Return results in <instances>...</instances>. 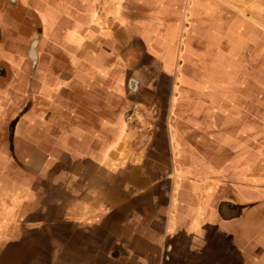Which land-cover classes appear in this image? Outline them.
I'll return each instance as SVG.
<instances>
[{"label":"crops","instance_id":"1","mask_svg":"<svg viewBox=\"0 0 264 264\" xmlns=\"http://www.w3.org/2000/svg\"><path fill=\"white\" fill-rule=\"evenodd\" d=\"M122 1L0 2V264H264L261 27L238 0H195L228 11L212 29L190 0ZM135 107L159 114L142 149Z\"/></svg>","mask_w":264,"mask_h":264},{"label":"rangeland","instance_id":"2","mask_svg":"<svg viewBox=\"0 0 264 264\" xmlns=\"http://www.w3.org/2000/svg\"><path fill=\"white\" fill-rule=\"evenodd\" d=\"M23 0H20V2H22ZM238 1H242V6L244 7H241L242 9H244V15L242 14L241 16L242 17H245V18H248L249 20L251 21H254L256 23L259 24V26L261 27V31L264 33V0H238ZM1 2V0H0ZM4 4L7 2L11 3L12 5L16 4L15 0H3ZM125 6L123 7V11L124 12V17H126L127 19H130V16H129V13H128V5H131V6H134L135 5V1L133 0H124L122 1ZM132 2V3H130ZM239 7V6H238ZM236 7V9L238 8ZM188 8L189 9H197L198 11L196 13H199L201 10H204V9H209L212 13H213V16H215V18L213 17V22H211L209 25V27L212 29L216 26H221V24H225V18L228 20V17L230 16L228 11L223 9L225 7L221 6L218 2L215 3L212 1L211 5L210 4H202L200 1L199 3L196 2L195 0H193L191 2V0L188 2ZM241 8H238V9H241ZM192 12V11H191ZM195 12V11H194ZM233 12H236L235 8H234V11ZM195 14V13H194ZM237 14V13H236ZM38 16V15H37ZM240 16V15H239ZM236 17V15L234 16ZM138 19V18H137ZM217 19V22L215 23L214 20ZM131 20V19H130ZM226 20L227 24L228 21ZM32 21V19H31ZM196 27L197 29H200L199 28V25L202 23L200 22H196ZM42 24H41V20L39 21L38 18H33V24H28V22L26 23L25 25V38L26 39V43L29 44V47L30 45L32 44V42L34 40H36L39 36V33L42 34L41 32V27ZM31 27H33V29H31ZM196 29V30H197ZM197 33H201V31H197ZM168 34V32H167ZM181 32L179 34V37H178V41L182 40V37L183 35L181 36ZM261 38L263 39V42H264V36H261ZM253 39V38H252ZM254 39H258L259 40V43H260V39L259 37H254ZM122 41L121 42H124L125 39L122 38L121 39ZM185 40H183L184 42ZM27 48L26 50V54H28V51L30 48ZM181 48V43L180 45L177 44V46L175 47V52H174V57H173V60L174 62L176 63L177 62V58H178V52ZM157 49H160V47H157ZM136 50V51H135ZM144 50V43L140 42L138 40V43L136 45V47H134V50H133V54L134 52L136 53L138 59H137V70H139V68H141V66H144L142 65L143 63H139L140 61L143 62L144 59H139V57L143 54L142 51ZM156 50V49H155ZM263 66H264V63H263ZM142 75L144 76V73H142ZM139 76V74H138ZM136 80V79H135ZM129 81L127 80L126 81V89H127V92L130 90V83H128ZM172 86V85H171ZM132 88V86H131ZM137 92L139 93V90H137ZM141 94L145 92V90H141L140 91ZM31 97L32 95L30 94H26V98L24 100V107L22 108L21 105H19L18 107V110L16 109V105L11 108L12 111H10V128H9V138H10V142L8 144V154L10 155V167L11 168H14L15 167V161L16 160V143L13 142L12 140V135L14 134L13 132V128L15 127V124H16V121L19 120V119H22V118H25V117H28L30 114H31V109H32V100H31ZM144 97V96H143ZM128 97H126L127 99ZM125 99V101H126ZM127 106V105H125ZM136 110L134 109V111L132 112L134 115H133V118H132V121H130V127H132L133 129L134 128H137L138 129V133L140 135V139L142 140V137H143V142L142 143H137L136 144V148H144L146 146L145 142H147V140L149 139V137L147 135L151 134V132L154 131V128L152 129V127L149 126L150 123H155L156 122V118H158L159 114H155V113H151L152 116L151 117H148V116H143L144 114V109H141V107H135ZM130 109H127L124 111V114H123V119L131 114V111ZM18 111V112H17ZM32 117V115H30ZM131 116V115H130ZM13 123V125H11ZM12 126V127H11ZM145 140V141H144ZM145 144V145H144ZM27 151L29 150L27 147H26ZM48 148L45 147V148H42V150H47ZM13 156V158H12ZM26 161V160H25ZM46 165H47V162H46ZM261 165V164H260ZM25 184V188H26V192H25V199L26 198H31L33 197V193H32V188H38V186H45V183L44 181L42 180V177H39L38 175H30L28 173L25 172V177H24V183Z\"/></svg>","mask_w":264,"mask_h":264},{"label":"water","instance_id":"3","mask_svg":"<svg viewBox=\"0 0 264 264\" xmlns=\"http://www.w3.org/2000/svg\"><path fill=\"white\" fill-rule=\"evenodd\" d=\"M30 55H31V58H32V60H35V57H36V55H37V50H36V47L35 46H32V48H31V51H30ZM136 83V80H132V85H134ZM133 89V91H136V88H132Z\"/></svg>","mask_w":264,"mask_h":264},{"label":"flooded vegetation","instance_id":"4","mask_svg":"<svg viewBox=\"0 0 264 264\" xmlns=\"http://www.w3.org/2000/svg\"><path fill=\"white\" fill-rule=\"evenodd\" d=\"M41 36H42V34L39 33L38 38L33 41V43H32L33 45L32 46L36 47L38 45V43L40 42V38H42Z\"/></svg>","mask_w":264,"mask_h":264}]
</instances>
